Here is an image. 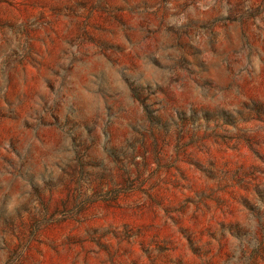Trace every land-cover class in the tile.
<instances>
[{"label":"rangeland","instance_id":"374dc122","mask_svg":"<svg viewBox=\"0 0 264 264\" xmlns=\"http://www.w3.org/2000/svg\"><path fill=\"white\" fill-rule=\"evenodd\" d=\"M0 264H264V0H0Z\"/></svg>","mask_w":264,"mask_h":264}]
</instances>
